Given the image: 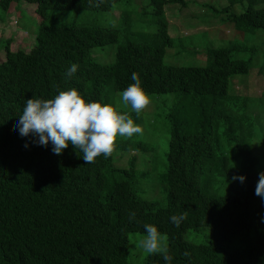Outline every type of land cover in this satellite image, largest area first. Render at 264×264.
I'll list each match as a JSON object with an SVG mask.
<instances>
[{
  "label": "trees",
  "instance_id": "16d2710c",
  "mask_svg": "<svg viewBox=\"0 0 264 264\" xmlns=\"http://www.w3.org/2000/svg\"><path fill=\"white\" fill-rule=\"evenodd\" d=\"M20 1L36 4L42 20L30 51L13 50L12 37L0 44V264H129V234H145V223L167 235L172 264H264V199L255 193L264 171V102L262 114L254 103L264 96L242 95L232 83L264 53V0L214 9L218 23L241 38L216 39L202 50L189 40L176 43L177 53L207 57L204 66L165 63L175 46L165 7L187 0H0V21ZM71 12L67 23H47ZM109 45H116L114 60H97L94 49ZM72 63L77 73L66 79ZM133 72L146 94L173 96L165 206L137 194L135 154L128 167L114 163L118 151L151 153L143 140L118 136L111 155L85 163L71 144L55 154L51 143H34L17 129L27 98L72 87L140 122L142 113L115 97ZM237 174L245 181L233 180ZM173 214L185 215L179 227ZM205 228L204 242L185 239L188 230ZM146 263L165 261L149 254Z\"/></svg>",
  "mask_w": 264,
  "mask_h": 264
},
{
  "label": "rangeland",
  "instance_id": "374dc122",
  "mask_svg": "<svg viewBox=\"0 0 264 264\" xmlns=\"http://www.w3.org/2000/svg\"><path fill=\"white\" fill-rule=\"evenodd\" d=\"M186 6L179 4L166 5V14L169 21V32L175 40V46L168 50L165 57V63L171 65H205L206 58L198 54L177 53L176 43L181 40L192 44L196 50H202L203 45H215L216 39L223 37L241 38L242 33L231 27H222L218 23L220 15L214 13L216 7L227 5L229 0H187ZM237 8L240 4L237 3ZM14 12L3 13V20L0 21V44L2 38H10L11 48L13 50L24 49L30 51L36 44V34L38 32L42 18L36 12L37 5L29 4L24 1L14 3L12 6ZM117 13L119 11H116ZM216 16V18H214ZM75 16L74 12L61 13L56 19L48 18V24L67 23L69 18ZM81 17L86 18L88 13L82 12ZM112 23L116 22L114 16L109 18ZM264 40V36L262 37ZM261 40V41H262ZM201 46V48L199 47ZM0 47V61L4 60L6 55ZM264 49V48H262ZM116 51V45H109L103 48H95L93 55L101 62H112ZM263 52V51H262ZM264 64V53H258L254 59L251 72L247 74H237L232 78L234 89L242 95L264 96V71H260V65ZM150 97V103L141 111L143 119L140 122L135 121L143 128L142 134H134L136 139L152 147L153 151L144 154L139 151L125 153L122 156L119 151L114 155V163L119 166L128 167L129 158L135 154L137 156L136 168L137 194L145 200L157 202L159 206H165L167 203V188L164 181L167 166V150L170 140V122L167 114L172 107V95L147 94ZM115 97L120 101V92H116ZM263 100L257 99L254 103L257 106V113L262 114ZM124 106V105H123ZM126 107V106H125ZM210 232L209 228L201 232L188 230L185 239L191 242L201 243L205 241L206 234ZM164 234V233H163ZM144 233L129 234V264H147L146 258L149 254L137 247L139 240ZM166 243H168L167 235Z\"/></svg>",
  "mask_w": 264,
  "mask_h": 264
},
{
  "label": "clouds",
  "instance_id": "9594fccd",
  "mask_svg": "<svg viewBox=\"0 0 264 264\" xmlns=\"http://www.w3.org/2000/svg\"><path fill=\"white\" fill-rule=\"evenodd\" d=\"M78 67L77 63H72L66 69L65 78L74 76ZM130 79L133 82L120 92V103L139 114L149 105L150 97L137 72H133ZM17 129L22 137L30 136L34 143L45 147L51 143L55 154H61L71 144L80 150L78 155L83 154L85 163H93L101 155H111L118 136L131 138L143 133V128L128 112L119 111L109 103L86 99L75 87L59 90L51 98L35 95L27 98ZM28 146L26 142L25 147ZM232 179L244 182L246 175L237 174ZM255 193L264 199V171L259 173ZM135 217V212L129 213L130 222ZM169 219L179 227L185 215L173 214ZM144 229L145 235L137 247L147 254H160L165 264H172L165 235L152 223H145Z\"/></svg>",
  "mask_w": 264,
  "mask_h": 264
}]
</instances>
